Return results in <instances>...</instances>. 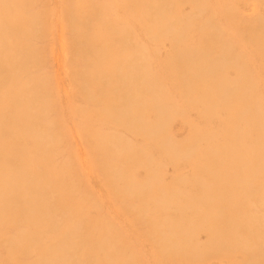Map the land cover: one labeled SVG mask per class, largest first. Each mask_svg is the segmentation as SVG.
Segmentation results:
<instances>
[{
  "label": "bare ground",
  "instance_id": "6f19581e",
  "mask_svg": "<svg viewBox=\"0 0 264 264\" xmlns=\"http://www.w3.org/2000/svg\"><path fill=\"white\" fill-rule=\"evenodd\" d=\"M0 264H264V0H0Z\"/></svg>",
  "mask_w": 264,
  "mask_h": 264
}]
</instances>
